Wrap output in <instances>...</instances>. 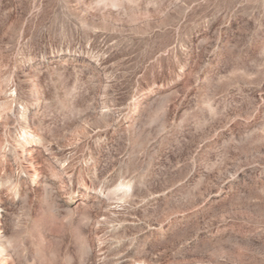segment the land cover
<instances>
[{"label":"rangeland","instance_id":"obj_1","mask_svg":"<svg viewBox=\"0 0 264 264\" xmlns=\"http://www.w3.org/2000/svg\"><path fill=\"white\" fill-rule=\"evenodd\" d=\"M0 264H264V0H0Z\"/></svg>","mask_w":264,"mask_h":264}]
</instances>
